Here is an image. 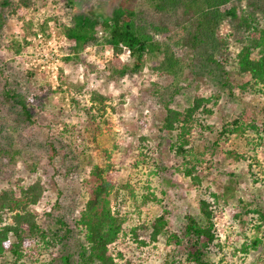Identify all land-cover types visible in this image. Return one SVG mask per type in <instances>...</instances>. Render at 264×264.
Listing matches in <instances>:
<instances>
[{"label":"trees","instance_id":"1","mask_svg":"<svg viewBox=\"0 0 264 264\" xmlns=\"http://www.w3.org/2000/svg\"><path fill=\"white\" fill-rule=\"evenodd\" d=\"M19 1L24 7L31 3L30 0ZM67 1L73 4L72 0ZM229 2L156 0L155 10L166 15V21H150L123 5L115 7L110 15L74 12L62 29V35L72 42L68 47L71 53L79 52L98 40L111 49L112 55L106 60L101 76L105 82L116 87H122L125 81L140 75L144 68L160 78L169 77L170 81L177 79L178 75L184 78L192 75L197 80L202 78L206 84L213 78L211 70L199 74L194 68L196 59L202 58L207 64L224 71L228 85H232L231 73L224 69V64H231L236 75L241 77L240 83L235 84L239 94L240 90H246L262 99L261 119L245 117L243 111L234 114L223 109L221 112L225 115L220 123L215 124L210 120L220 112V97H225V104H228L235 95L231 88L228 93L212 92L207 96L196 92L186 104L184 97L182 100L175 99V96L181 95V84L171 83L165 91H155V88L153 93L148 94L150 101L156 105L149 116L151 125L147 124L156 144H151L148 138L146 144L158 149L152 159H171V169L182 172L187 178L198 212L197 215L185 214L186 223L179 232H168L169 264H233L223 257L214 260V255L224 246L218 240L214 221L231 199L235 203L232 216L242 225L248 224V234L252 233L248 236V243L242 244L237 252L248 254V264H264V253L260 255L264 242L258 236L264 228V195L256 193L264 183V170L255 155L258 147L264 152V0L261 3L252 2L251 9L239 15L235 6H226ZM0 5L9 6L11 1L3 0ZM228 18L238 19V35L220 34V26ZM233 42L239 48L231 54L229 47ZM124 51L126 60L120 58ZM70 59L69 55L63 58L64 62ZM245 76L247 79H244ZM150 85L156 86L154 82ZM25 88L4 86L0 103L4 106L12 104L27 121H31L28 110L31 103L25 99L29 89ZM151 94L155 99L151 100ZM29 95L30 99L34 97L33 92ZM91 98L100 102L110 99L108 92L97 91L92 92ZM122 103L124 100L120 99L118 104ZM97 109L103 110L101 107ZM86 113L90 119L94 118L90 110ZM134 120L146 124L139 116ZM131 126L139 130L134 121ZM231 136L243 138L245 152L221 148L222 142ZM138 138L142 143L135 148L134 159L151 158L143 146L146 137L139 135ZM47 146V156L52 158L56 155L55 146L52 142H48ZM20 154L12 140L7 145L0 143V179L5 180V185L0 188V258L7 257L5 263L9 264H32L35 259L27 257L35 249L32 240H37V235L55 227L50 238L61 245L68 244L67 249L59 251L56 258L58 264H116L113 246L121 235L127 213L113 209L111 199L118 196L114 175L125 163V156L115 159L109 150H105V165L92 166L90 173L94 177L85 181L83 208L74 216H67L63 214L64 209L63 212L61 210L62 213L49 226L45 220L51 215L50 210L43 208L38 211L34 207L42 199L43 189L37 183L26 185L22 178L13 174L18 160L16 156ZM220 162L224 164L223 169L217 167ZM81 163V159L75 160L76 165ZM164 166L162 164L160 169L165 170ZM240 168L245 169V175L237 172ZM244 176L255 190V193H248L246 200L237 195L242 190L240 184ZM201 181H206L215 189L209 197H201L196 192ZM59 199L52 204H56L58 209L64 201ZM166 213L163 209L160 215L143 225V232L155 239L165 228ZM3 215L8 216V222L3 223ZM57 229L61 233H57ZM135 237L139 238L138 234L135 233ZM68 238L70 241L73 239L72 248Z\"/></svg>","mask_w":264,"mask_h":264},{"label":"rangeland","instance_id":"2","mask_svg":"<svg viewBox=\"0 0 264 264\" xmlns=\"http://www.w3.org/2000/svg\"><path fill=\"white\" fill-rule=\"evenodd\" d=\"M10 1L9 6L0 5V93L4 86H22L29 89V93L33 92L34 96L30 99L31 95L28 92L25 94L26 101L31 103L28 106L31 121H27L12 104L4 106L0 103V143L7 145L12 140L21 152L16 156L18 160L14 164V176L22 178L26 185L37 183L43 189V197L37 200L34 207L38 211L43 208L50 210L51 215L45 220L50 226L63 209V214L74 216L83 208L85 181H91L94 177L90 173L92 166L105 165V150H109L115 159L125 156V163L119 166V172L114 175L118 196L111 199L113 209L127 213L121 235L113 246L115 263L169 264L171 252L168 232H179L186 223L185 214L197 215L198 212L187 178L182 172L171 169V159H152L156 157L158 149L146 144L148 141L154 146L156 144L147 124L151 125L149 116L156 105L150 101L148 94L153 93L155 88V91L166 90L171 83L181 84V95L175 96V99L182 100L184 97L186 104L196 92L207 96L212 92L228 93L231 88L235 95L228 104H225V97H220V112L210 120L215 124L220 123L225 115L221 112L223 109L231 110L234 114L243 111L245 117L261 119V97L246 90H240L239 94L235 84L240 83L241 77L236 75L231 64H224V69L231 73L232 85L227 84L222 69L198 58L194 63L195 70L199 74L211 70L213 76L206 84L202 78L197 80L192 75H186L185 78L178 75L177 79L170 81L169 77L160 78L155 72L144 68L140 75L125 81L122 87H116L105 82L101 76V70L112 51L101 44L100 40L76 53L68 50L72 42L62 35V29L63 25L68 24L72 13L110 15L115 7L123 5L150 21H166L167 16L155 10L156 0H72L73 4L67 0H30L27 7L22 6L19 0ZM261 1L230 0L226 6H235L239 15L246 14L252 2ZM239 29L238 19L228 18L221 24L219 31L222 35H238ZM238 48L239 45L233 42L229 51L234 54ZM200 52L204 54L203 50ZM66 55L71 59L64 62ZM120 58L126 60L125 51ZM151 82L156 86L150 85ZM93 91L108 92L110 99L104 102L92 100ZM120 99L124 103L118 104ZM100 107L104 111L97 109ZM87 110H90L94 118L88 117ZM138 116L146 124L134 120ZM133 121L139 130L132 129ZM139 135L146 137L143 146L151 158L134 159L135 148L142 143ZM48 142L55 146L56 155L52 158L47 156ZM221 148L238 153L246 151L245 141L239 136H231L222 142ZM255 152L264 170L263 149L258 147ZM77 159H81L82 163L76 165ZM130 162L132 164H128ZM162 164H165V170L160 169ZM217 167L223 169L224 164L220 162ZM238 170V173L246 174L244 168ZM241 181L242 190L237 195L246 200L248 193H255V190L248 185L247 177L244 176ZM4 185L5 180L0 179V188ZM259 187H256L259 189L256 193L264 195V183ZM196 192L201 197H209L215 189L206 181H201ZM58 198L64 200L59 209L56 204L52 205ZM231 200L221 208L222 214L214 221L218 240L224 244L214 255V260L223 257L233 264H248V254L243 255L237 250L242 244L248 243V236L252 233L248 234V224L244 226L232 216L235 203ZM163 209L167 211L165 228L152 239L141 227L160 215ZM8 220V216L3 215V223ZM55 229L47 230L44 232L46 235L41 233L37 235V240H32L35 249L27 254L28 258L35 259L32 264H58L56 258L59 251L67 249L68 244L61 245L50 238ZM135 233L142 240L136 239ZM258 236L264 242V228L258 232ZM68 243L72 248L73 239L70 241L68 238ZM263 253L264 247L260 255ZM6 259L0 258V264H9L5 263Z\"/></svg>","mask_w":264,"mask_h":264}]
</instances>
